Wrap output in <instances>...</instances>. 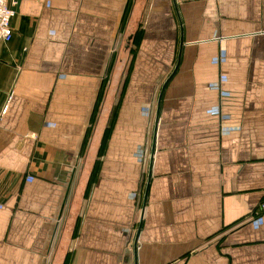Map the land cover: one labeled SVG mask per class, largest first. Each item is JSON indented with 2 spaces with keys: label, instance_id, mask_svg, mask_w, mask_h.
Wrapping results in <instances>:
<instances>
[{
  "label": "crops",
  "instance_id": "0c3cea01",
  "mask_svg": "<svg viewBox=\"0 0 264 264\" xmlns=\"http://www.w3.org/2000/svg\"><path fill=\"white\" fill-rule=\"evenodd\" d=\"M128 1L15 0L0 43V264H264V0H131L137 55L171 76L158 123V98H124L120 135L78 174Z\"/></svg>",
  "mask_w": 264,
  "mask_h": 264
},
{
  "label": "rangeland",
  "instance_id": "374dc122",
  "mask_svg": "<svg viewBox=\"0 0 264 264\" xmlns=\"http://www.w3.org/2000/svg\"><path fill=\"white\" fill-rule=\"evenodd\" d=\"M132 1V5H133ZM137 17L133 14V8H129L123 29H119L118 37L113 42L111 53L109 55L108 68L105 77L102 81L98 96L96 107L90 121V126L83 137L82 146L80 150V160L77 164V172L81 173L84 169L82 160L84 158L102 159L106 153V144L109 142L112 135L119 133L120 135V110L124 104V98H152L156 100L163 84L165 83L168 72L164 71H151L148 70V58L138 56V48L143 41L144 31L139 26H142L141 21L137 23ZM141 24V25H140ZM139 38L137 43H134L132 37ZM129 36H132L129 38ZM126 47V48H125ZM138 57L140 60L138 61ZM175 61V59L173 60ZM174 64V62H173ZM157 66V65H156ZM101 98H108L106 110H108L107 123L101 130L97 140L99 141L98 149L90 151V144L94 140V133L97 127L98 117H100L99 109ZM99 115V116H98ZM109 132L106 134L103 151H100L103 136L107 127ZM95 130V131H94ZM98 132V131H97ZM98 164V162H97Z\"/></svg>",
  "mask_w": 264,
  "mask_h": 264
},
{
  "label": "built area",
  "instance_id": "2783aa9c",
  "mask_svg": "<svg viewBox=\"0 0 264 264\" xmlns=\"http://www.w3.org/2000/svg\"><path fill=\"white\" fill-rule=\"evenodd\" d=\"M15 0H0V43L9 42L12 37L10 21L15 14ZM259 210L264 213V201L260 203Z\"/></svg>",
  "mask_w": 264,
  "mask_h": 264
},
{
  "label": "water",
  "instance_id": "95a60500",
  "mask_svg": "<svg viewBox=\"0 0 264 264\" xmlns=\"http://www.w3.org/2000/svg\"><path fill=\"white\" fill-rule=\"evenodd\" d=\"M181 46H182V39H180V49H181ZM180 52V50H179ZM179 57H180V53L178 55V58H177V64H176V67L178 65V62H179ZM176 70V68H175ZM172 72V74L174 73V71ZM171 76H169V78L165 81V83L163 84L162 88H161V91L159 93V96H158V100H157V108H156V114H155V127L158 123V112H159V106H160V101H161V98H162V95H163V91L165 89V86L167 84V82L169 81ZM155 129H154V134H153V144H152V149H151V156L153 155V152H154V137H155ZM150 175H151V160H150V165H149V172H148V178H147V184H146V189H145V195H144V200H143V205L145 203V200H146V193H147V189H148V185H149V181H150ZM140 228V227H139Z\"/></svg>",
  "mask_w": 264,
  "mask_h": 264
},
{
  "label": "trees",
  "instance_id": "16d2710c",
  "mask_svg": "<svg viewBox=\"0 0 264 264\" xmlns=\"http://www.w3.org/2000/svg\"><path fill=\"white\" fill-rule=\"evenodd\" d=\"M130 7H131V0L128 1V4L126 6V10H125V13H124V16H123V20H122V24H121V29H123L124 26H125L124 25L125 24L124 22L126 20V17H127V14L129 12V8ZM136 37H137L136 35L134 37H132L133 40H134V43H137L138 42V39L137 38H139V37H137V38ZM109 128H110V126L107 127L106 130H105V133H104V136H103V140H102V144L100 146V151H103L104 143H105V137H106V134L109 132ZM97 169H98V164L96 162L95 165H94V167H93V170L91 172V178H90V180L93 178V176H95V173H97Z\"/></svg>",
  "mask_w": 264,
  "mask_h": 264
}]
</instances>
